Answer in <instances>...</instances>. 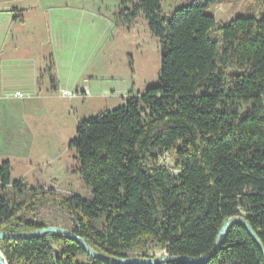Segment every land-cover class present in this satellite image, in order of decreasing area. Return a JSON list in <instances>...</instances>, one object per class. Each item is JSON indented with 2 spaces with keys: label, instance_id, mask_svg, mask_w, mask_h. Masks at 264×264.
<instances>
[{
  "label": "trees",
  "instance_id": "1",
  "mask_svg": "<svg viewBox=\"0 0 264 264\" xmlns=\"http://www.w3.org/2000/svg\"><path fill=\"white\" fill-rule=\"evenodd\" d=\"M127 2L132 7L124 23L142 15L159 43V84L79 123L68 149L90 200L11 183V164L1 162L0 232L47 228L39 213L52 207L67 218L66 230L104 258L154 248L167 257L199 259L215 249L203 264H264L240 225L216 245L222 225L242 218L264 251V13L223 25L206 14L216 0H194L168 17L161 0ZM165 153L177 174L160 164ZM8 187L20 202L3 197ZM0 251L7 264H82L81 256L86 264H110L54 234L5 239Z\"/></svg>",
  "mask_w": 264,
  "mask_h": 264
},
{
  "label": "rangeland",
  "instance_id": "2",
  "mask_svg": "<svg viewBox=\"0 0 264 264\" xmlns=\"http://www.w3.org/2000/svg\"><path fill=\"white\" fill-rule=\"evenodd\" d=\"M59 1L38 0L35 6L29 0H21L16 6H8L9 4L0 1V14L8 21L12 17H21L24 20V12L39 8L48 12L49 7ZM61 1L73 2L80 14L76 34L78 39L71 44L72 52L69 53L70 60L67 65L72 73L63 71V77L66 78L62 80L63 86L71 87L79 82L77 84L79 88L83 80H86L84 81L86 83L88 81L86 76L93 63L102 57L108 60V75L111 79L106 84L110 83L111 89H116L119 81L125 77L133 78L139 91L130 92L129 95H140L146 89L159 84L160 46L158 41L150 35L142 15L129 25L123 21L125 13L131 10V2L123 4L124 0ZM193 1L161 0L162 14L168 17ZM13 7L16 8L12 11ZM263 13L264 0H216V3L206 11V14L213 16L223 25H227L235 18L260 19ZM55 51V49L52 50V52ZM50 64L52 67V61ZM52 70L50 68L49 72ZM50 74L55 80L52 72ZM82 74H85L84 79L80 80ZM48 86L46 84V87ZM33 96L23 93V98H14L11 92L7 95L8 101L0 103V163L10 162L11 183L20 182L25 188L53 190L56 196L62 199L75 195L90 200L91 192L80 181L77 156L74 150L68 149V143L74 138L81 121L116 108L112 105L113 100L73 103L72 111L66 116L62 114V107L69 109L68 103L71 97L62 96L61 91L51 98H33ZM31 99L35 101L28 102ZM262 104L264 106V98H262ZM48 114L54 115L55 119V125L51 128L44 126L42 122ZM241 115H245L244 109ZM160 164L170 170L173 169V160L167 153L161 156ZM172 172L177 174V171L172 170ZM3 197L9 202L22 200L11 187L5 190ZM39 217L47 228L67 229V218L63 219L61 213L54 211L52 207L43 209ZM99 224L96 223V226L99 227ZM128 256L152 259L165 257V253L159 249L150 248L145 251L133 250ZM79 260L82 264H86L88 258L81 256Z\"/></svg>",
  "mask_w": 264,
  "mask_h": 264
},
{
  "label": "crops",
  "instance_id": "3",
  "mask_svg": "<svg viewBox=\"0 0 264 264\" xmlns=\"http://www.w3.org/2000/svg\"><path fill=\"white\" fill-rule=\"evenodd\" d=\"M29 1H32L34 6L35 2H38V0ZM20 2L21 0L8 3V6H16ZM53 4L48 12H44L41 8L24 12L22 23H14V17L8 21L0 14V103L8 101L6 98L11 92L13 95L16 93H24L30 97L34 95L33 98H51L60 91L63 96V92H67L74 95H67L72 98L68 103L69 109L62 107V114L68 116L72 111L73 103L113 100V107H117L130 92H139L131 77L122 78L116 89H111L110 83L106 84L111 78L108 75V60L105 57L93 63L86 76L88 81L85 83L86 80H83L79 88L77 86L79 82L71 87L62 85V80L66 79L63 77V71L72 73L67 65L70 60L69 53L72 52L71 44L78 39L76 34L80 14L73 2L65 3L60 0ZM15 8L13 7L12 11ZM53 49L56 51L52 52ZM50 68L53 70L49 72ZM51 72L56 80L55 89L51 85L49 76ZM84 75L80 76V80ZM46 84L49 86L46 87ZM32 101L35 99L28 102ZM54 121V115L48 114L42 122L44 126L51 128L55 125Z\"/></svg>",
  "mask_w": 264,
  "mask_h": 264
},
{
  "label": "water",
  "instance_id": "4",
  "mask_svg": "<svg viewBox=\"0 0 264 264\" xmlns=\"http://www.w3.org/2000/svg\"><path fill=\"white\" fill-rule=\"evenodd\" d=\"M234 225H240L245 229V231L248 233V235L254 241L255 245L257 246V248L260 251V253L263 257V260H264V251L262 249V246H261L258 238L256 237L255 233L252 231V229L248 225V223L245 220H243L242 218L229 219L228 221H226L222 225V227L218 233V237L216 239V245L218 247L220 245H222L226 234L228 233L230 228ZM49 234L69 237V238L73 239L74 241H76L77 243H79L81 250L88 257H90L94 260H98V261H102V262L110 263V264H162V263H166V262H180L183 264H203V263L209 261V259L215 253V249H214L210 254H208L207 256L201 257L199 259H190V258H185V257L174 258V257H167V256L161 257V258H152V259H137V258L108 259V258H104V257L98 255L93 250H91L86 245L84 240L76 237L70 231L64 230L61 228H44V229L38 230L32 234L19 235V236H10V235H7L3 232H0V242L2 240H5V239H32V238H38V237H41L44 235H49ZM0 264H7L6 260L4 259L3 255L1 253V251H0Z\"/></svg>",
  "mask_w": 264,
  "mask_h": 264
},
{
  "label": "built area",
  "instance_id": "5",
  "mask_svg": "<svg viewBox=\"0 0 264 264\" xmlns=\"http://www.w3.org/2000/svg\"><path fill=\"white\" fill-rule=\"evenodd\" d=\"M67 95L74 96L73 94H70V93H67V92H63V96H67ZM13 97L14 98H23V94L16 93L15 95H13Z\"/></svg>",
  "mask_w": 264,
  "mask_h": 264
}]
</instances>
